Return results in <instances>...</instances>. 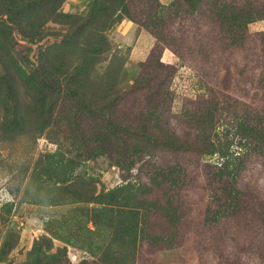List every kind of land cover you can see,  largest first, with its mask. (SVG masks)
<instances>
[{
    "label": "rangeland",
    "instance_id": "obj_1",
    "mask_svg": "<svg viewBox=\"0 0 264 264\" xmlns=\"http://www.w3.org/2000/svg\"><path fill=\"white\" fill-rule=\"evenodd\" d=\"M0 264H264V0H0Z\"/></svg>",
    "mask_w": 264,
    "mask_h": 264
}]
</instances>
